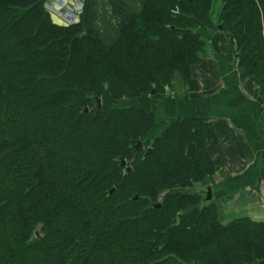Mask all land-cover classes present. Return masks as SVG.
I'll list each match as a JSON object with an SVG mask.
<instances>
[{
  "label": "trees",
  "instance_id": "trees-1",
  "mask_svg": "<svg viewBox=\"0 0 264 264\" xmlns=\"http://www.w3.org/2000/svg\"><path fill=\"white\" fill-rule=\"evenodd\" d=\"M47 1L0 0V264L263 260L264 222L204 201L212 124L177 115L151 137L155 113L130 101L161 99L177 73L195 88L209 29L264 86V0H145L111 45Z\"/></svg>",
  "mask_w": 264,
  "mask_h": 264
},
{
  "label": "crops",
  "instance_id": "crops-1",
  "mask_svg": "<svg viewBox=\"0 0 264 264\" xmlns=\"http://www.w3.org/2000/svg\"><path fill=\"white\" fill-rule=\"evenodd\" d=\"M58 7L57 0H48ZM73 10L85 31L113 44L142 10L145 0H62ZM46 3V4H47ZM80 10V11H79ZM85 10V11H83ZM79 11V13H77ZM54 20L67 23L53 15ZM261 43L264 51V11ZM209 49L191 67L195 88L189 89L176 74L171 89L161 99L143 97L130 103L154 111V133L159 134L177 115L209 121L214 138L206 143L205 155L219 163L205 179L212 186L213 198L221 220L249 216L264 222V86L238 66L235 45L215 30H204ZM209 52H212L210 55ZM152 130V131H153ZM195 153V145L187 147Z\"/></svg>",
  "mask_w": 264,
  "mask_h": 264
},
{
  "label": "built area",
  "instance_id": "built-area-1",
  "mask_svg": "<svg viewBox=\"0 0 264 264\" xmlns=\"http://www.w3.org/2000/svg\"><path fill=\"white\" fill-rule=\"evenodd\" d=\"M59 1L61 4L56 7L55 6V3L52 2V1H49L46 6H47V9L53 13V15L56 14V16L62 18L63 20H65L67 23H70V22H73L75 21L74 19V15L72 12L73 10L69 9V5H68V2L67 1H62V0H57ZM72 11V12H71ZM80 11V10H79ZM79 11L77 13H79Z\"/></svg>",
  "mask_w": 264,
  "mask_h": 264
},
{
  "label": "water",
  "instance_id": "water-1",
  "mask_svg": "<svg viewBox=\"0 0 264 264\" xmlns=\"http://www.w3.org/2000/svg\"><path fill=\"white\" fill-rule=\"evenodd\" d=\"M216 27L219 29V30H222V24L221 23H217L216 24ZM209 54L211 55L212 52H209ZM96 100V104L94 106L95 110H98L99 107H100V100L98 98L95 99ZM135 148H134V158L137 156L138 152L140 151V149L142 148V142L140 141H137L135 143ZM131 167H128L127 168V171L130 170ZM204 191H205V196H204V201L205 202H208L210 200H212L213 198V191H212V186L211 185H206L204 188H202ZM152 207H157L159 206V204H152L151 205ZM191 264H197V263H191ZM258 264H264V259L263 260H260L258 262Z\"/></svg>",
  "mask_w": 264,
  "mask_h": 264
},
{
  "label": "rangeland",
  "instance_id": "rangeland-1",
  "mask_svg": "<svg viewBox=\"0 0 264 264\" xmlns=\"http://www.w3.org/2000/svg\"><path fill=\"white\" fill-rule=\"evenodd\" d=\"M83 11H85V10H83ZM74 19H75V21H73V22H81V21H80L81 17H78L77 19H76V18H74ZM56 22H58V23H59V21H58V20H56ZM177 74H179V73H177ZM122 103H123L124 105H127V103H126V102H125V103H124V102H122ZM142 107H144V106H142ZM145 108H146V107H145ZM147 109H148V108H147ZM151 111H152V110H151ZM153 112H154V111H153ZM154 127H155V125H154ZM154 127H153V128H154ZM153 128L151 129V132H152V134L154 133V130H153ZM152 130H153V131H152ZM229 218H230V217H229ZM229 218H228V219H229ZM228 219H226V220H228ZM224 221H225V220H224Z\"/></svg>",
  "mask_w": 264,
  "mask_h": 264
}]
</instances>
